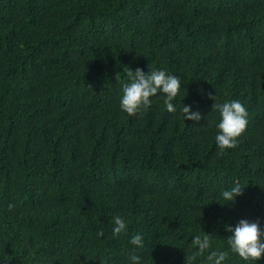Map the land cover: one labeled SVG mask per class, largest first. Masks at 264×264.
<instances>
[{
	"label": "trees",
	"instance_id": "1",
	"mask_svg": "<svg viewBox=\"0 0 264 264\" xmlns=\"http://www.w3.org/2000/svg\"><path fill=\"white\" fill-rule=\"evenodd\" d=\"M126 67L177 75V110L121 111ZM213 96L247 110L223 151ZM240 219L264 228V0H0L2 264H125L137 233L141 264H264L228 249Z\"/></svg>",
	"mask_w": 264,
	"mask_h": 264
},
{
	"label": "clouds",
	"instance_id": "2",
	"mask_svg": "<svg viewBox=\"0 0 264 264\" xmlns=\"http://www.w3.org/2000/svg\"><path fill=\"white\" fill-rule=\"evenodd\" d=\"M125 80L120 84L119 108L129 116L135 115L142 108L146 109L152 104V97L163 100L166 111L175 112L174 103L180 90V78L177 75L167 72L165 69H153L144 72L137 67L134 71L124 68ZM213 111L218 112L219 122L215 127V145L221 151L235 147L237 137L245 130L248 123L247 110L239 100H225L216 102L215 96L212 97ZM184 120H200L199 112L192 111L190 106L184 105L180 109ZM242 188L239 183H234L229 188L221 189L217 201L222 205L225 203L234 204L237 196L241 195ZM12 208V205H8ZM112 234L118 235L126 232L128 225L124 217L114 215L111 218ZM224 230L229 233L226 237L228 249L236 254L242 261L257 262L264 254V228L257 221L240 219L235 225L225 224ZM204 232V231H203ZM205 233V232H204ZM102 230L98 235H102ZM212 235L197 234L190 240L191 246L197 255L203 254L211 248ZM130 248L125 256V264H141V256L138 254L144 248V238L137 233L130 237ZM228 258V251L212 249L208 252L206 259L209 264H224ZM2 264V262H0Z\"/></svg>",
	"mask_w": 264,
	"mask_h": 264
}]
</instances>
